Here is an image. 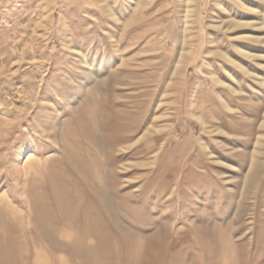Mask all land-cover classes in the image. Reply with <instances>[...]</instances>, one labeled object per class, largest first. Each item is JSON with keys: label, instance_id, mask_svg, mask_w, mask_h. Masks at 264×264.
<instances>
[{"label": "rangeland", "instance_id": "374dc122", "mask_svg": "<svg viewBox=\"0 0 264 264\" xmlns=\"http://www.w3.org/2000/svg\"><path fill=\"white\" fill-rule=\"evenodd\" d=\"M40 1L0 0V264H264V59L210 27L264 18L202 0L184 34L183 0Z\"/></svg>", "mask_w": 264, "mask_h": 264}, {"label": "bare ground", "instance_id": "6f19581e", "mask_svg": "<svg viewBox=\"0 0 264 264\" xmlns=\"http://www.w3.org/2000/svg\"><path fill=\"white\" fill-rule=\"evenodd\" d=\"M53 0H42L40 1L39 5L36 7L37 11H40V12H46V8L49 7V4L50 2H52ZM134 0H129V2H133ZM201 1L202 0H183V4L185 5V8L183 10H181V18H182V31L184 32V34H187L189 31H190V27L191 25V20H192V17L193 15H196L198 17H201L202 16V4H201ZM233 6L237 9H240L242 10L244 13H247V14H260L263 18H264V12L261 11L258 7H253V2L252 0H229ZM260 1H264V0H258V2ZM101 2V1H100ZM99 2V3H100ZM107 6V5H106ZM217 6L219 8V11H227L225 6L222 4H219L217 3ZM137 7V6H136ZM107 10L110 12V16L117 22V23H121L122 20L119 16H117V14H115L110 8L109 6L106 7ZM219 13V12H218ZM219 15V14H218ZM233 15V14H232ZM249 17V15H248ZM248 17H245L243 16L242 19H237L236 16H233L232 18H229V19H226V20H223V21H218L219 19H216L215 17L212 18V20H217V23L213 22L210 27L212 26L214 29H217V30H220L224 33H228L227 36L229 38V41L232 43L236 53L240 56V57H243L247 60H250V61H260V60H263L264 57L263 55H260V54H257L255 53L256 51H259V45H262L264 44V36L263 34H261L260 32L264 31V23H258L256 22L255 20H253L252 18L250 19H247ZM252 30V31H250ZM193 40V39H192ZM186 43V42H185ZM184 43V45H185ZM247 44H253V48L252 50H254L255 52L251 51L249 48H248V45ZM250 46V45H249ZM180 55H179V59H178V63H177V70L180 71V69H183L184 70V73H188V70H189V65H190V60L192 58H195V55L194 52L192 51H186V50H183V51H180ZM216 53L220 54L223 58H225L229 63L231 64H237V60H235V58L233 57H230L228 54H225V53H222V52H219V51H216ZM259 53V52H258ZM241 68L243 71L246 72L247 75H250L251 74L249 73L248 70L246 69H243V66L240 64ZM176 71V70H175ZM208 77H210V79L212 80V82L215 84V85H221L223 86L224 83L218 78L217 75H213V74H208L206 75ZM186 77V76H185ZM255 77V76H254ZM257 81H261L260 78H257ZM261 83V82H260ZM264 83V82H262ZM234 93H237L236 90H232ZM31 98V96H30ZM219 101L222 105V107L224 108L225 111H228L229 113H236L237 112H241L239 109H236V108H233L229 105L228 102H226L224 100V98H222V96L220 95L219 97ZM10 99V98H9ZM6 100V99H5ZM44 102V101H43ZM8 103V102H7ZM12 103V102H11ZM1 104V103H0ZM32 104V103H31ZM16 105V103H15ZM17 107V106H16ZM16 109V108H15ZM24 109V108H23ZM17 110V109H16ZM11 112H13L10 109H6L5 107H3L2 105H0V116L3 117V118H6V119H0L1 121H3L1 124H3V127H9L11 125V121H8L10 116H11ZM18 119H22V111L19 110L18 112ZM256 113V112H254ZM16 114V113H15ZM13 115V114H12ZM34 115V114H33ZM244 116V114H242ZM205 117V116H204ZM16 118V117H14ZM8 119V120H7ZM199 121H200V124L202 125L204 131H208V132H212V131H217L218 134H226L225 131L223 129H221L220 127L217 128V130H210V124L202 117L200 116L199 118ZM14 125V124H13ZM2 127V126H0ZM261 128H264V121L263 123L260 125ZM1 129V128H0ZM25 131H28V130H25ZM0 132H3L2 130ZM22 132V131H21ZM207 132V133H208ZM31 133V132H30ZM216 133V134H217ZM32 134V133H31ZM147 134L144 133L142 134L141 136V139L145 137V135ZM163 134V133H162ZM209 134V133H208ZM34 135V134H33ZM160 136V135H159ZM32 138V137H31ZM159 139V137H158ZM156 140L157 142H159V140ZM168 139V138H167ZM137 140V139H136ZM135 140V141H136ZM139 141V140H138ZM169 141V140H168ZM163 142V141H162ZM120 144V143H119ZM160 144V143H159ZM162 144V143H161ZM164 144V143H163ZM260 144V143H259ZM129 145V144H128ZM134 147V146H133ZM207 147V146H206ZM131 148V146L129 147V149ZM208 149V148H207ZM62 150V149H61ZM124 152V151H123ZM126 152V151H125ZM257 151L255 150L254 153H256ZM211 153V152H210ZM253 153V154H254ZM208 155H210L209 153H207ZM252 154V159H251V166H250V169L249 171H253L254 170V156ZM32 155V154H31ZM213 156V155H212ZM15 157V156H14ZM212 158V157H211ZM16 159V158H15ZM18 166V165H17ZM25 169V168H24ZM129 169V168H128ZM258 170V169H257ZM256 171V170H255ZM22 172H23V169H22ZM250 172V174H251ZM102 173V172H101ZM255 174V173H254ZM104 175V174H103ZM252 180H255V177L254 176H251ZM262 177V176H261ZM104 178V176H103ZM107 178V177H106ZM250 179V178H249ZM248 179V180H249ZM104 180V179H103ZM102 180V183H104ZM99 186V185H98ZM106 186V185H104ZM69 187V186H68ZM101 190H104V189H101ZM72 193V192H71ZM73 195V193H72ZM73 198V197H71ZM84 199V198H83ZM75 200V199H74ZM88 200V199H87ZM86 200V201H87ZM85 201V200H84ZM90 201V200H89ZM79 202V201H78ZM29 203V202H28ZM89 203V202H88ZM91 204V203H89ZM73 205V204H72ZM96 205V204H95ZM64 206V205H63ZM82 206H83V203H82ZM65 207V206H64ZM62 208V207H61ZM82 210V209H81ZM80 210V211H81ZM84 210V209H83ZM82 210V211H83ZM89 212H90V208L88 209ZM92 210H93V207H92ZM95 211L97 210L94 209ZM93 210V211H94ZM86 211V210H85ZM84 211V212H85ZM92 211V212H93ZM94 211V212H95ZM99 211V210H98ZM98 211L96 212L98 214ZM77 212V211H76ZM89 212H86V213H89ZM100 212V211H99ZM75 214V213H74ZM75 216V215H73ZM93 216V214H92ZM63 217V216H62ZM82 217V216H81ZM78 218L77 216L75 217V219ZM80 219V218H79ZM87 219V218H86ZM93 219V218H92ZM91 219V220H92ZM100 218H98L99 220ZM88 220H89V217H88ZM98 220L96 219V221L98 222ZM83 221V219H82ZM87 220H84L83 223H85ZM94 221V225H96V222L95 220H92ZM92 221H87L88 223L89 222H92ZM102 221V219L100 220ZM99 221V222H100ZM104 221V220H103ZM72 222V221H71ZM132 222V221H131ZM82 223V222H81ZM103 223V222H101ZM75 224V223H73ZM84 224H82L83 226ZM91 225V223H90ZM88 225V226H90ZM93 225V226H94ZM97 226V225H96ZM87 227V225H86ZM92 227V226H91ZM82 229V228H80ZM95 229V227L93 228ZM97 229V228H96ZM95 229V230H96ZM86 230V229H85ZM82 231V230H81ZM83 233H85L84 231H82ZM98 232V231H96ZM82 235V234H80ZM79 234L78 236L81 237ZM77 234H76V237H78ZM83 236V235H82ZM72 237V236H71ZM84 237V238H83ZM82 238L85 239V236H83ZM30 238V237H29ZM74 240V238H72ZM80 239V238H79ZM72 240V241H73ZM76 241V238L75 240ZM77 241H80L77 239ZM85 242V241H84ZM88 242V241H87ZM80 243V242H78ZM71 245V244H70ZM72 246V245H71ZM81 246V245H80ZM100 252V251H99Z\"/></svg>", "mask_w": 264, "mask_h": 264}]
</instances>
